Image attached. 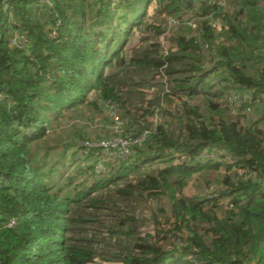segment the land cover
I'll use <instances>...</instances> for the list:
<instances>
[{
	"label": "trees",
	"instance_id": "1",
	"mask_svg": "<svg viewBox=\"0 0 264 264\" xmlns=\"http://www.w3.org/2000/svg\"><path fill=\"white\" fill-rule=\"evenodd\" d=\"M229 1L0 0V264H264V0H231L232 13ZM153 2L167 25L187 26L173 23L176 48L152 44L128 59L125 45ZM207 58L209 70L202 65ZM155 59L173 66L160 71L168 99L181 97L170 78H182L179 136L161 125L135 126L128 105L140 92L120 88L131 69L158 73ZM114 67L117 76L108 73ZM214 88L228 91L224 103L223 93H208ZM202 91L215 100L206 102L216 120L193 105ZM90 95L130 121L129 154L104 160L102 174L97 165L79 167L55 190L34 161L32 143L45 137L46 116L86 105ZM240 102L249 113L235 119L227 107ZM85 149L86 157L102 151ZM222 169L211 198L195 202L182 193L194 173ZM153 192L172 201L176 224L168 240H177L170 247L135 240L136 211H124ZM102 213L112 220L104 232L80 231ZM202 222L209 228L204 236L195 228Z\"/></svg>",
	"mask_w": 264,
	"mask_h": 264
},
{
	"label": "rangeland",
	"instance_id": "2",
	"mask_svg": "<svg viewBox=\"0 0 264 264\" xmlns=\"http://www.w3.org/2000/svg\"><path fill=\"white\" fill-rule=\"evenodd\" d=\"M226 10L229 13L235 11L233 1L230 0L228 2ZM194 12H199V4L192 13H187L188 17H185V19L190 21V18L194 17ZM145 22L146 23L141 27L134 29L128 43L125 45L124 49L128 59L134 56L137 51L139 52L140 49L146 48L152 44L160 43L165 48L171 46L175 47L177 44L174 34L177 33L178 30L174 31V27L176 26H173L176 20H170L167 25V15L161 10V6L158 3L153 2L149 5ZM176 24L178 27L181 26L177 22ZM192 24H194V22ZM151 25L156 27L157 30L160 29L163 33L158 34L157 30L149 28ZM186 26L180 28H186ZM222 40H224V37H222ZM204 54L209 55L206 50ZM155 60V65L152 68L159 69L158 73L154 71H151L153 73H149L150 70H145L144 72L140 69H131V73L125 76L126 79L124 80L127 81L122 80L123 82L120 83L121 87H119L126 91L132 90L136 92V94L140 92V94L135 96L134 103L128 105L134 113V119L137 120V125L135 124V126L161 125L168 129L171 134L179 136L180 130L183 128L181 123V118L183 116L182 105H180L179 100L181 97H183L181 101L186 99V95L180 93L183 85V82H180L182 78L177 76L170 78L172 79V90L178 92V95L181 97H178L179 100L177 98L168 99L163 95L165 85L162 84L163 79L160 76V71L171 69L173 66H170L168 62H158V59ZM211 63L210 58L204 60L202 62L203 69H211ZM119 70L120 68L117 67L110 68L108 69V73L109 75L117 76L120 74ZM212 77L213 76H211V78ZM129 81L134 84L140 83V85L129 86ZM118 82L119 80H117V83ZM214 83L216 84V82ZM170 86L169 88H171ZM203 87L202 85L201 88L203 89ZM216 91L223 93L224 97H220L219 102L224 103L226 96L229 95L228 91L214 88L208 91V93L212 92L215 94ZM203 92L204 91H202L199 97L192 99L193 105H201L204 115L216 120L215 113L208 110V103L206 102V99L214 100V98L210 97L208 93L205 94ZM90 98L91 101L88 100L86 105L79 106L73 110H66L60 114L58 113V115L51 114V119L46 116L48 121L45 124L47 128L45 137L42 140L32 143L31 148L34 161L45 166L43 170L48 172L47 181L55 190V184H57L59 180H62L61 177H63V179L65 178V180L62 181V186H65L69 183L68 178L78 176L77 170L79 167L83 168L85 165L89 164L97 165L95 169L102 174V163L104 160L114 159L117 155L128 156L129 154L128 150L133 142H131L130 137L132 134H128L127 130L134 132L133 128H129L128 125H126L129 124L130 121L126 123V121L122 119V111L116 106L109 105L92 95H90ZM242 106L243 104L240 102L239 104H233L232 109H229V107L227 108L232 113L233 118L239 119L243 117L245 112L249 113L247 110L244 111ZM136 131L137 129L135 132ZM86 147L91 149L101 147L102 151L96 152L93 156L86 157ZM221 155L226 159L229 156L226 152H221ZM211 157H213V155H211ZM226 159H222L221 161L224 162ZM153 165L161 169L165 166L161 162H155ZM74 168H76V171ZM223 171L224 169L220 171L200 170L194 173L182 193L186 198L195 202L204 200L207 197L211 198L219 190V183ZM127 180L128 179L124 180V182ZM89 183L90 180H88V184ZM110 186H114V184L112 183ZM101 192L102 191L97 194H101ZM153 194L154 192L150 194L149 198L145 196L137 201L131 200L128 204H125L124 211L129 210V215H133V213H130V211H132V205L136 211V222L133 228L136 231L135 240L147 237L146 239L153 242H158L159 240L164 241L170 247L177 240L176 238L174 239V237L172 238L174 241L172 239L168 240L169 237L173 236L171 230L174 229V225L176 224V217L172 211V201L167 196L154 197ZM222 203L224 205V202ZM118 214L119 212H115L116 217ZM102 215H93L96 217L92 216L91 221L89 220L84 225H80V231L104 232L108 227V223L112 220H109L111 218L104 213H102ZM112 216L111 213V217ZM117 219L123 222L124 215H120ZM195 228L200 232L201 236L209 233V228L204 222L195 226ZM92 264L120 263H108L101 259H96Z\"/></svg>",
	"mask_w": 264,
	"mask_h": 264
},
{
	"label": "built area",
	"instance_id": "3",
	"mask_svg": "<svg viewBox=\"0 0 264 264\" xmlns=\"http://www.w3.org/2000/svg\"><path fill=\"white\" fill-rule=\"evenodd\" d=\"M189 25L192 27V28H195V24H192L191 22H189ZM214 28H219V25L217 26L216 24L213 25ZM215 195V194H214Z\"/></svg>",
	"mask_w": 264,
	"mask_h": 264
}]
</instances>
